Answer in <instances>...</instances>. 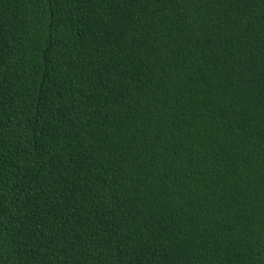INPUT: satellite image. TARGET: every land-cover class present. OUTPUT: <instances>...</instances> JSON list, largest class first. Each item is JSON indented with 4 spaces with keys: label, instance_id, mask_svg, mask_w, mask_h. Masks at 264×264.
Returning <instances> with one entry per match:
<instances>
[{
    "label": "trees",
    "instance_id": "trees-1",
    "mask_svg": "<svg viewBox=\"0 0 264 264\" xmlns=\"http://www.w3.org/2000/svg\"><path fill=\"white\" fill-rule=\"evenodd\" d=\"M0 264H264V0H0Z\"/></svg>",
    "mask_w": 264,
    "mask_h": 264
}]
</instances>
